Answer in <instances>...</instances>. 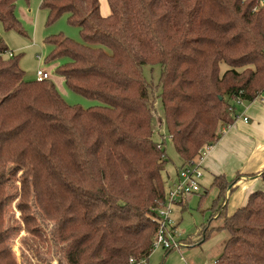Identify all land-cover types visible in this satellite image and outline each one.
Here are the masks:
<instances>
[{
	"label": "trees",
	"instance_id": "16d2710c",
	"mask_svg": "<svg viewBox=\"0 0 264 264\" xmlns=\"http://www.w3.org/2000/svg\"><path fill=\"white\" fill-rule=\"evenodd\" d=\"M18 1L0 0V21L25 35ZM108 4L103 15L99 0L42 2L49 23L68 14L82 36L81 42L48 36L54 48L47 60L68 57L57 73L101 105H70L50 78L27 80L21 56L5 55L10 49L0 34V264H19L8 240V191L38 152L62 159L74 191L71 200L45 213L56 224L52 240L62 253L60 264L148 260L159 228L156 209L168 190L165 142L153 137L156 100H162V125L183 167L220 139L234 99L253 101L264 91V0ZM145 65L162 68L155 89ZM38 118L46 123L43 132L32 131ZM260 176L264 184V170ZM239 180V174L233 180L215 175L210 220L221 222L199 231L198 242L225 230L229 237L215 264H264V189L228 214Z\"/></svg>",
	"mask_w": 264,
	"mask_h": 264
},
{
	"label": "rangeland",
	"instance_id": "374dc122",
	"mask_svg": "<svg viewBox=\"0 0 264 264\" xmlns=\"http://www.w3.org/2000/svg\"><path fill=\"white\" fill-rule=\"evenodd\" d=\"M99 1L102 14H108V0ZM42 2L43 0H19L16 15L22 23L25 35L15 30H6L0 21L1 36L9 49L16 56H21L20 66L27 80H37V71L46 70L68 104L83 108L101 105L99 100L87 98L69 88L64 77L57 73V68L69 61L68 57L47 60L54 48L53 44L46 42L48 36L63 34L77 42L82 41V36L80 28L69 22L68 14L49 23L48 11L42 8ZM225 68L224 64L222 69ZM144 70L152 89H155L161 66L145 65ZM163 117V103L161 98H158L154 106L153 137L158 142H165L168 169L175 173L182 158L166 127L162 125ZM45 125L46 123L40 125L38 118L32 131L41 128L40 131L43 132ZM38 153L39 158L32 154L28 168L17 171L8 191V240L19 264H60L62 253L52 240L56 224L53 220H47L45 213L71 200L74 191L70 184L69 169L62 159L56 155ZM203 184L199 193L188 196L187 201L182 202L184 205L178 203L172 208V218L178 223L179 239L182 242L186 238L192 240L184 241L182 247L172 250L155 248L149 257V264H214L222 253L229 237L225 230H213L207 240L198 242L199 231L207 225H211L212 229L221 222L220 219L210 220V208L217 194L215 189L211 188V182ZM201 195H205L204 198Z\"/></svg>",
	"mask_w": 264,
	"mask_h": 264
},
{
	"label": "crops",
	"instance_id": "0c3cea01",
	"mask_svg": "<svg viewBox=\"0 0 264 264\" xmlns=\"http://www.w3.org/2000/svg\"><path fill=\"white\" fill-rule=\"evenodd\" d=\"M233 107L231 123L221 127V137L210 148L204 161L201 180L202 185L211 182L212 186L215 175L225 174L229 180L240 175L237 188L228 197V214L246 204L253 191L264 189L260 176L264 170V91L255 100L242 101ZM179 167L175 173L167 168V188L176 182ZM253 174L256 176H250ZM215 191L217 194L216 188Z\"/></svg>",
	"mask_w": 264,
	"mask_h": 264
},
{
	"label": "built area",
	"instance_id": "2783aa9c",
	"mask_svg": "<svg viewBox=\"0 0 264 264\" xmlns=\"http://www.w3.org/2000/svg\"><path fill=\"white\" fill-rule=\"evenodd\" d=\"M6 56L14 55L11 50L5 54ZM50 78V73L46 70L39 69L37 71V80L43 81ZM242 103L239 98L234 99L229 107V111H233L234 104ZM248 121V117L244 118ZM212 146H204L199 155L181 167L178 171L176 182L168 188L166 198L159 206L157 211V219L159 228L157 235L153 242V248H162L172 250L180 248L184 245L179 239L176 223L172 218L173 205L186 201L188 196L199 193L202 189L201 180L204 175L203 164ZM129 264H147V260L142 259L138 261L131 257ZM215 264V263H214Z\"/></svg>",
	"mask_w": 264,
	"mask_h": 264
}]
</instances>
